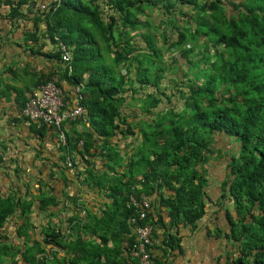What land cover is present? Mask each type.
Instances as JSON below:
<instances>
[{"label":"trees","instance_id":"obj_1","mask_svg":"<svg viewBox=\"0 0 264 264\" xmlns=\"http://www.w3.org/2000/svg\"><path fill=\"white\" fill-rule=\"evenodd\" d=\"M40 4L47 8L38 9ZM0 9L13 21L31 20L34 41L39 24L46 23L41 38L53 45L57 65L42 84L58 77L71 108L73 88L83 86L85 119L70 122L74 129L63 150L66 156L75 150L83 158L107 160L114 178L108 187L112 204L104 214L135 233L132 194L143 191L152 198L170 190L172 196L161 193V200L175 225L195 224L208 200L226 213L227 231H219L230 242V255H238L232 264H264V0H0ZM60 41L71 54V73ZM175 49L189 69L171 77L173 93L164 76L180 68L166 69L164 58ZM219 137L227 140L221 147ZM122 141L133 151L129 157L120 151ZM209 162L214 165L208 169ZM117 167L129 173L117 178ZM208 170L223 172L216 177L222 181L217 201L209 197L214 172ZM88 172L91 180L98 176ZM48 202L53 199L40 198ZM32 203L0 195V264H44L42 240L26 239L14 246V255L13 245L4 244L10 238L3 230L12 218L20 236L34 229ZM144 223L155 229L152 210ZM135 239L136 234L128 252ZM120 256L108 264H122Z\"/></svg>","mask_w":264,"mask_h":264},{"label":"crops","instance_id":"obj_2","mask_svg":"<svg viewBox=\"0 0 264 264\" xmlns=\"http://www.w3.org/2000/svg\"><path fill=\"white\" fill-rule=\"evenodd\" d=\"M38 29L39 39H29V33L37 30L31 20L13 21L0 9V195L32 201L34 213V229L27 231L26 238L20 236L17 219H11L15 222L14 246H22L26 239L30 243L42 240L44 264H108L114 255H122L116 257L122 264H136L127 251L134 231L129 232L120 219L112 221L110 215L104 214L112 204L108 187L114 178L107 160L84 159L74 150L75 167L68 168L67 153L56 131L32 124L23 115L30 92L49 79L57 65L51 57L53 45L41 38L46 33V23H40ZM65 90L71 95L68 86ZM66 128L69 134L73 132V123H67ZM75 129L83 131V125L76 124ZM88 168L98 174L94 180L89 178ZM118 169L117 173H125ZM217 176H209L214 191L209 197L214 201L222 185ZM99 181L103 185L99 186ZM161 193L165 199L172 196L170 190ZM161 193L152 197L157 224L155 260L165 264H232L237 259L238 255H230V242L219 231H227L225 211L205 200L206 214L200 220L193 225H175ZM41 197L53 202L43 205ZM8 227L9 223L3 234H9ZM53 234L58 238H52Z\"/></svg>","mask_w":264,"mask_h":264},{"label":"built area","instance_id":"obj_3","mask_svg":"<svg viewBox=\"0 0 264 264\" xmlns=\"http://www.w3.org/2000/svg\"><path fill=\"white\" fill-rule=\"evenodd\" d=\"M38 9L45 10L46 4H40ZM59 49L63 55V62L67 65L69 73L73 71L71 54L67 46L60 41ZM59 79L39 85L34 88L28 97L23 109V115L32 124L45 125L56 131L59 143L66 147L68 144V130L66 124L76 121L78 118L85 119V110L80 104L82 100V85L73 88L76 96L74 106L71 108L65 101L63 90L58 86ZM87 155L84 159H87ZM66 166L74 168V155L68 154ZM140 191L141 185H138ZM129 208L134 209L135 215L131 217L130 223L134 227L136 239L129 249L130 256L136 264H155L151 250L156 246L157 239L154 235L155 229L152 225L144 223L153 207L152 198L141 191L138 195L132 194L128 203Z\"/></svg>","mask_w":264,"mask_h":264},{"label":"rangeland","instance_id":"obj_4","mask_svg":"<svg viewBox=\"0 0 264 264\" xmlns=\"http://www.w3.org/2000/svg\"><path fill=\"white\" fill-rule=\"evenodd\" d=\"M236 1H238V0H236ZM228 8H229V11H233V8L228 4ZM233 13V12H232ZM159 15V14H158ZM157 15V13H155L154 14V18H155V23L156 24H159L160 23V21L162 20V19H160L159 18V16ZM161 16V15H160ZM159 30H161L160 28H159ZM161 42L159 43V45L161 46ZM175 57H178V59L176 58V61H173V58H175ZM179 51H177V49H175L174 51H172V52H165V58H164V61H165V63H164V65H165V68L166 69H168V66L169 65H173V66H175V67H179L180 68V71L179 72H174V73H177V74H175V75H173L170 71H168L167 70V72L165 73V79H164V83H168L169 84V90H173L174 92L173 93H175V90L172 88V82L170 81V79H171V77L172 78H179V76L182 74L181 73V71L183 72V71H188V64L185 62V61H183V60H181V59H179ZM173 75V76H172ZM183 80V79H182ZM184 81V80H183ZM176 95H177V93H176ZM130 112H131V110H129ZM128 111V112H129ZM224 140H226V138H222V137H219V138H217V141H219V145H217L218 147H221V146H223V143L225 142ZM227 141V140H226ZM121 153L123 154V155H127L128 157H129V155L128 154H131L133 151L128 147V143L126 142V141H122V143H121ZM135 153V152H134ZM228 158V157H227ZM215 159L214 158H212V161H214ZM217 160V159H216ZM223 164H224V168H222L221 169V171H223L225 168H226V165H227V162L225 161V159H223ZM214 165V163H208V165H207V168L209 169V167H212ZM212 170V169H211ZM211 170H208V171H211ZM216 171H218V170H216ZM123 172H126L127 174L129 173V171L127 170V168H124V171ZM212 173L214 172V174H216V173H220V174H222L220 171H218V172H215L214 170L213 171H211ZM119 174H121V173H118L117 174V178H119L120 176H119ZM122 175V174H121ZM211 175V174H210ZM216 176H217V174H216ZM33 216H34V214H32L31 216H30V222L32 223V220H33ZM40 221H41V219H40ZM9 227H8V229L10 230V232H9V234H7V236L10 238L11 237V239L9 240V241H5V243L4 244H6V245H13V250L11 251V254L12 255H14V254H17V250H14V224H15V222L14 221H12V220H10L9 222ZM26 224H27V222H25ZM33 224V223H32ZM41 229V228H40ZM8 230V231H9ZM8 233V232H7ZM13 237V238H12ZM1 242H3V241H1ZM17 247H19V245H18V243H16L15 244ZM6 264H7V261L5 262Z\"/></svg>","mask_w":264,"mask_h":264}]
</instances>
